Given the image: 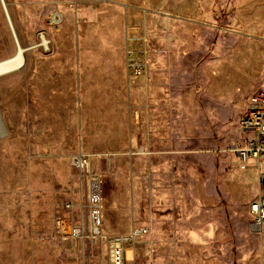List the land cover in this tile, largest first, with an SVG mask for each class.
<instances>
[{
  "label": "rangeland",
  "instance_id": "1",
  "mask_svg": "<svg viewBox=\"0 0 264 264\" xmlns=\"http://www.w3.org/2000/svg\"><path fill=\"white\" fill-rule=\"evenodd\" d=\"M6 3L25 63L0 74V264H111L135 228L125 264H264L258 172L230 151L264 87V0ZM94 179L103 232L75 237Z\"/></svg>",
  "mask_w": 264,
  "mask_h": 264
},
{
  "label": "built area",
  "instance_id": "2",
  "mask_svg": "<svg viewBox=\"0 0 264 264\" xmlns=\"http://www.w3.org/2000/svg\"><path fill=\"white\" fill-rule=\"evenodd\" d=\"M59 19V14L53 16ZM241 133L247 136L243 144L234 145L230 151L234 153L243 166L253 162L258 172L259 190L251 202L250 214L252 217V229L257 232L264 231V87L258 88L252 94L247 113L241 119ZM72 166L84 171L89 170L90 158L85 154L72 156ZM245 168V167H244ZM92 189L90 202L91 212L89 224H79L70 229V234L75 237L90 235L98 237L103 232V207L101 195L96 179ZM62 221H60L61 226ZM63 230L64 228L61 227ZM147 233L145 228H135L129 235H121L111 238L110 260L111 264H125L126 245L135 238Z\"/></svg>",
  "mask_w": 264,
  "mask_h": 264
},
{
  "label": "bare ground",
  "instance_id": "3",
  "mask_svg": "<svg viewBox=\"0 0 264 264\" xmlns=\"http://www.w3.org/2000/svg\"><path fill=\"white\" fill-rule=\"evenodd\" d=\"M23 49L24 48L21 46V44L19 47L17 45V52L14 56L8 59H5L3 61H0V74H4V73H8V72L20 69L24 65L25 63L24 52L25 51ZM132 253H133V249L131 250L130 248L126 250L127 256H130Z\"/></svg>",
  "mask_w": 264,
  "mask_h": 264
},
{
  "label": "water",
  "instance_id": "4",
  "mask_svg": "<svg viewBox=\"0 0 264 264\" xmlns=\"http://www.w3.org/2000/svg\"><path fill=\"white\" fill-rule=\"evenodd\" d=\"M1 3L3 5V8H4V11L6 13V16H7V19L9 21V24L11 26V30H12V33H13V36H14V39L18 45V47L20 46V42H19V38H18V35H17V32L15 30V27H14V24L12 22V19L10 17V14H9V10H8V6H7V3H6V0H1ZM25 51V49H23ZM24 59H25V55H24Z\"/></svg>",
  "mask_w": 264,
  "mask_h": 264
}]
</instances>
